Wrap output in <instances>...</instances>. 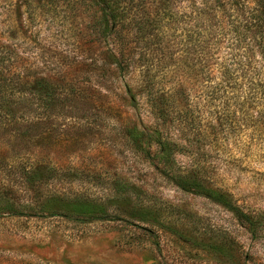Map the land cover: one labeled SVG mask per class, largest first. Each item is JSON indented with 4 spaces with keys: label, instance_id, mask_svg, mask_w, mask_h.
I'll return each mask as SVG.
<instances>
[{
    "label": "rangeland",
    "instance_id": "obj_1",
    "mask_svg": "<svg viewBox=\"0 0 264 264\" xmlns=\"http://www.w3.org/2000/svg\"><path fill=\"white\" fill-rule=\"evenodd\" d=\"M226 2L134 0L125 27L135 28L122 37L135 59L145 53L138 60L155 81L195 78L186 66L202 48L222 78L249 43ZM99 16L80 0H0V49L10 63L90 103L44 129L49 138L20 159L0 156V205L23 213H0V264H264L263 99L251 109L240 80L216 100L198 79L179 82L156 125L143 97L124 100L138 89L111 67L119 41L97 39ZM139 132L151 138L138 142ZM157 133L174 144L169 158L140 149L157 152ZM21 166L39 169L31 176ZM198 184L251 214L253 227Z\"/></svg>",
    "mask_w": 264,
    "mask_h": 264
},
{
    "label": "trees",
    "instance_id": "obj_2",
    "mask_svg": "<svg viewBox=\"0 0 264 264\" xmlns=\"http://www.w3.org/2000/svg\"><path fill=\"white\" fill-rule=\"evenodd\" d=\"M91 5L97 6L99 9V20L95 26L94 34L97 39L107 40L111 45L113 39L119 42L117 46V57L112 56L111 67L115 71L122 74L126 79L131 80L136 85L139 94H132V90L128 89L124 95V100L128 98L134 99L143 97L145 101L154 106L153 114L154 122L157 123L166 115L168 109L166 104L169 95L175 90V85L181 82L191 84L192 80L199 81V85L204 96L216 100L224 95L226 89L240 88L237 81H244L243 86L248 91L247 95L249 105L256 106L260 99L264 102V0H226V4L233 10L236 17L238 27L243 23L245 32L248 34L249 43L241 48L238 55L232 63H229L227 71L222 72V78H217L213 71L215 60L209 59L212 55L203 53V48L196 50L195 57L190 56L187 67V73L192 69L195 78H176L175 81L166 83L163 79L155 81L156 76L150 72V67L146 65V61H140L139 58H144L145 53H142L135 59L133 52L127 48L126 38L122 37V32L126 35L132 31L134 22H129L125 27L127 17V6L133 3L134 0H80ZM246 14V15H245ZM132 23V24H131ZM137 24V23H136ZM155 26V25H154ZM152 31V30H150ZM137 34H147L143 32V28H136ZM239 43V42H238ZM109 45V46H110ZM114 46V45H113ZM200 46H197L199 48ZM240 50V49H239ZM145 59V58H144ZM157 70V69H156ZM108 70V64L107 69ZM135 73L137 74L135 78ZM241 83V82H240ZM175 84V85H173ZM65 87L49 84L44 79H29L28 75L23 72L22 67L14 66L9 61L8 52L0 49V156H7L9 160L20 159L21 153L29 146L40 144L45 138L46 128L55 126L58 118H74L76 111L80 107L88 106L84 96L80 93L73 94L71 85ZM253 87V88H252ZM261 88L258 93L254 88ZM203 100V98H202ZM165 107V109H163ZM169 108V107H168ZM260 119L264 120V108L258 112ZM257 122L253 120L252 122ZM45 127V128H44ZM53 132V131H50ZM145 137L151 138L149 134L139 132L138 142ZM158 139L152 142L156 145L157 152L151 153L147 149H140L147 155L154 158L159 157L169 158L174 153V144L162 134L157 133ZM22 145L24 147L22 148ZM10 156V157H9ZM6 163L0 159V171L4 170ZM26 175H34L39 168L21 166ZM176 181L180 186L187 188L192 184L186 179L176 177ZM28 186V182H26ZM199 191L209 195L224 207L230 209L236 219L243 225L251 229L254 225V218L251 214L244 212L219 192H214L204 189L200 184L195 185ZM0 213L23 214L22 211L14 209L11 205L1 206ZM81 217H93V213L89 210L81 209L78 211Z\"/></svg>",
    "mask_w": 264,
    "mask_h": 264
}]
</instances>
